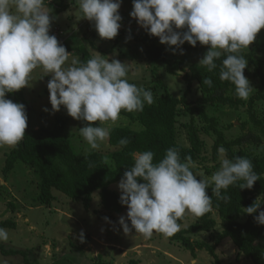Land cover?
Instances as JSON below:
<instances>
[{
    "label": "clouds",
    "instance_id": "clouds-1",
    "mask_svg": "<svg viewBox=\"0 0 264 264\" xmlns=\"http://www.w3.org/2000/svg\"><path fill=\"white\" fill-rule=\"evenodd\" d=\"M80 18L94 22L101 39L111 40L118 35L122 17V0H76ZM130 16L150 36L181 55L185 42L195 47L197 42L208 50L198 64L212 73L219 67L220 81H228L235 88L237 98L247 101L253 86L244 75L248 61L241 50L249 48L264 28V0H132ZM45 9V0H0V148H13L24 138L28 126L26 106L6 98L7 93L30 86L31 73L40 68L43 76L50 75L47 83L51 110L54 114L61 106L76 120L96 122L79 128L80 135L90 150L100 147L109 137L105 122L115 123L121 111L142 112L145 104L152 105L151 90L129 83L128 67L118 59H105L93 55L86 62L72 56L50 35L51 21L55 19ZM183 29V31H178ZM224 57L223 59H221ZM220 60V64L216 63ZM67 63V66H65ZM180 75V73H177ZM41 77V78H42ZM202 84L213 86L211 77ZM128 138L119 144L126 146ZM219 168L211 181L191 170V157L181 162L178 149L170 147L159 162L154 163V152L143 151L134 155V163L118 182L119 202L127 206V214L118 223L124 234L142 235L150 239L153 233L171 237L180 230L177 223L186 211L196 217L206 214L212 206V197L227 202L222 194L230 186L251 189L261 179L254 171L251 159L235 156L225 158L224 147L218 149ZM104 163L109 158L104 157ZM91 166V165H90ZM142 181V182H138ZM264 203L255 202L244 213L256 214L254 220L264 225ZM108 221V218H104ZM127 221H130V225ZM81 241L84 233L81 231ZM9 234L0 228V242H7ZM0 264H8L0 258ZM195 264V261H193Z\"/></svg>",
    "mask_w": 264,
    "mask_h": 264
},
{
    "label": "rangeland",
    "instance_id": "rangeland-1",
    "mask_svg": "<svg viewBox=\"0 0 264 264\" xmlns=\"http://www.w3.org/2000/svg\"><path fill=\"white\" fill-rule=\"evenodd\" d=\"M54 3L56 6H52ZM66 5L62 12L60 6ZM132 0H122L119 13L122 20L118 30V35L111 39H101L94 27V22L86 18H80L76 0H45V9L50 11V15L55 19L51 21L50 35H55L58 42L65 47L69 42L72 46L84 44L93 55H103L105 59H118L126 63L128 73L126 79L129 83L143 86L146 90H151L153 96L159 95L157 86L167 84L174 96L183 97L188 88V80L185 75L190 73V66L198 63L208 50L207 45L197 42L195 47L187 42L181 47L184 54H175L168 45L158 44L165 49L167 54L166 62L154 66L145 55V47L142 43L136 42L124 32H143L146 31L137 24L136 19L129 14L132 11ZM178 31H183L180 29ZM121 38V39H118ZM256 39L262 44L257 51L256 57L262 60L264 67V28L257 33ZM119 40V41H118ZM255 47L254 42L249 48L242 49V52H250ZM71 57H79L74 52H69ZM182 61L183 65L176 71L180 73H170L168 65H174ZM67 63L65 66H67ZM244 75L249 79L253 86L252 92L247 101L259 94L260 78L254 75V67L247 64ZM40 68L31 73L30 86L24 87L25 96L32 110V125L35 128L48 126L51 127L58 115L67 114V110L61 106L59 111L51 114L44 111L45 108L51 110L49 100V90L47 83L50 75L44 77ZM42 77V78H41ZM234 90L229 94H235ZM159 91H162L161 89ZM9 93L6 94L8 98ZM187 101L192 106L198 104V100L203 96L198 81L191 85V91L186 94ZM211 116L219 118V128L224 132L228 140H233L239 135H243L250 130L260 133L259 129L250 120L249 105L245 104L239 110L228 106H211L199 103ZM179 108H184L180 104ZM253 112H257L261 117L264 116V101H256ZM66 127L65 133L71 138L72 144L79 154L88 153L90 146L80 135L79 128L87 123L99 126V121L87 122L76 120L71 116ZM178 127L180 129L179 142L189 145L186 129L181 126L189 123L193 119L202 128L201 136L206 142L204 149L203 162L193 165L198 177L211 181L214 172L219 168V159H213V146L216 142V135L212 132L207 134L203 129V122L200 112L195 114H181L178 117ZM246 122L245 127L242 124ZM102 127L109 128L117 126H129L140 129L141 125L132 122L129 118L119 116L115 123L105 122ZM14 148V147H13ZM13 148H0V223L6 220H13L17 223V228L5 229L9 234L7 242H0L6 250L17 249L26 251L29 255L31 264H96L105 262L106 264H130L131 261H138L137 264H217L216 257L207 249L196 247L195 251L186 248L182 242L172 241L170 237H165L159 233H153L150 239H145L140 234L132 232L124 234L118 220L120 216L127 214V209L121 213L108 212L101 201L100 192L93 195L92 206L85 208L82 200H73L64 193L54 190L57 200L50 205L42 204L38 197L39 178L22 161L8 175L4 174L7 155ZM104 153H111L113 147L109 143V137L100 142V147L95 149ZM225 158L226 154H225ZM111 189L120 194L118 183L111 186ZM107 217L108 221L104 218ZM180 230H185L193 225L198 218L187 212L183 216ZM216 226L210 231L196 232L187 234L193 241L205 242L209 245L216 243L217 236L223 231V222L218 211L213 212ZM247 216H242L245 221ZM128 222V221H127ZM83 231L84 240L81 241L80 233ZM215 253L218 255L220 264H255L252 260L239 253L238 247L230 237L224 238L217 245ZM0 258L6 260L8 264H27L23 255H5L0 245Z\"/></svg>",
    "mask_w": 264,
    "mask_h": 264
},
{
    "label": "trees",
    "instance_id": "trees-1",
    "mask_svg": "<svg viewBox=\"0 0 264 264\" xmlns=\"http://www.w3.org/2000/svg\"><path fill=\"white\" fill-rule=\"evenodd\" d=\"M52 6H56L52 3ZM66 5L60 6L62 12ZM127 36L136 42L142 43L145 47V55L148 60L157 66L166 62L167 54L165 49L158 44L159 38L150 36L147 31L143 32H124ZM121 39V38H118ZM119 41V40H118ZM255 47L250 52H242L250 65L254 67V75L260 78L259 94L252 97L249 101L237 98L235 94H229L234 90V85L228 81H220L219 67L214 72L209 73L198 63L190 66V73L185 75L188 80V88L185 95L181 98L174 96L167 84L157 86V94L154 97L152 105L145 104L142 112L121 111L119 116L127 117L132 122L141 125L140 129L129 126H117L110 129L109 143L113 147L111 153L102 151H90L79 154L72 144L71 138L65 133L70 117L58 115L53 126H43L35 128L32 125V110L25 96L24 88L17 92L9 93L8 99L13 102L23 103L26 106L28 117V126L25 129L24 138L7 155L4 174L8 175L15 169L16 165L22 161L39 178L38 188L40 195L38 200L45 205L52 204L57 200L54 190H58L73 200H82L85 208L92 206L93 195L100 192L101 201L104 208L110 213L121 214L126 209V205L119 202L120 194L111 189V186L118 183L124 172L134 163V155L146 150L154 152V163L159 162L165 154L166 149L175 147L178 149L181 162H186L185 157H191V165L203 162L205 140L201 136V130L192 119L183 126L187 131L189 145L179 142L180 129L178 127V116L181 114H195L200 112L204 132L216 135V142L213 146V159H219L218 149L222 146L226 150V157L233 159L235 156L247 157L252 160L254 171L260 175L251 189H240L237 185L230 186L227 191L222 190L223 195L230 199L225 202L218 200L212 193V185L206 189V193L212 197V206L203 216L197 217L198 220L185 230H179L170 237L172 241H179L191 251L196 247L207 249L216 257L217 264H220L218 255L215 253L217 245L221 241L230 237L243 254L255 264H264V225H258L254 220V215L244 213L245 208L255 202L264 203V116L253 112L256 101H264V67L263 62L256 57L257 51L262 44L256 39ZM68 52H74L79 56L81 62H86L93 54L84 44L72 46L69 42L65 44ZM222 57L221 59H223ZM220 60L216 63L219 65ZM183 65L182 61L174 65H168L167 70L170 73H177V69ZM211 77L213 86L209 88L202 84L203 78ZM198 81L203 91V96L198 100L199 103L209 104L211 106H228L239 110L245 104L249 105L250 120L259 129L260 133L252 130L237 136L233 140H228L224 132L219 128V118L211 116L198 104L192 106L187 101L186 94L191 91V85ZM162 91H159V90ZM184 104V108H179ZM246 122L242 124L245 127ZM128 138L129 143L121 146L119 140ZM109 158V163H104V157ZM91 165V166H90ZM191 170L196 174V169L191 166ZM200 179V177H197ZM138 182H142L139 181ZM264 209V204L261 205ZM218 211L223 222V231L217 236L216 243L209 245L205 242L193 241L187 234L212 230L217 222L213 217V212ZM242 216H247L242 221ZM183 219L177 221L179 226ZM130 225V221H128ZM0 228H17V223L13 220H6L0 223ZM133 232H135L133 230ZM1 245L5 255H23L27 264H31L29 255L26 251L17 249L6 250ZM133 260L130 264H137ZM98 264V263H96ZM99 264H106L100 262Z\"/></svg>",
    "mask_w": 264,
    "mask_h": 264
}]
</instances>
